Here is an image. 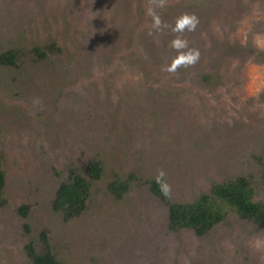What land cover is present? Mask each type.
<instances>
[{"label": "rangeland", "instance_id": "374dc122", "mask_svg": "<svg viewBox=\"0 0 264 264\" xmlns=\"http://www.w3.org/2000/svg\"><path fill=\"white\" fill-rule=\"evenodd\" d=\"M9 52L0 264H33L43 234L58 264H264L218 191L243 180L262 214L264 0H0ZM184 206L222 218L199 235L171 222Z\"/></svg>", "mask_w": 264, "mask_h": 264}, {"label": "trees", "instance_id": "16d2710c", "mask_svg": "<svg viewBox=\"0 0 264 264\" xmlns=\"http://www.w3.org/2000/svg\"><path fill=\"white\" fill-rule=\"evenodd\" d=\"M14 55L12 52L9 53H2L0 54V60L4 64H13L14 62ZM91 173L95 179H99V169L97 168V165L91 166ZM237 184H224L223 187H221L218 191H220L221 199H220V206H223L224 204H228L230 206H236L239 207V211L241 213V217L245 220H258V225L261 229H264V209L261 210L260 213L257 214L256 209L252 206V203L245 200L242 196V191L245 186L244 181H236ZM2 184V178L0 175V189ZM84 188L83 184L80 181H75L71 183H67L66 185L62 186L60 188V197L64 200H67L69 198H72L73 196L77 198V193L79 189ZM157 193L162 194L164 197H166L165 193L163 192L162 188L159 186H156ZM83 191L81 190L80 193ZM76 199H72L74 201ZM207 201H202L201 207L203 206V203ZM220 206H214V207H205L210 212L213 213V216L209 215L203 208L198 210L197 207H195L194 212L188 207H181V208H175L170 209V220L171 222L176 225L177 227H190L195 228L197 233L199 235H202L206 229L211 228L213 225H217L222 215H218V211L220 210ZM76 210V209H75ZM74 210V211H75ZM218 216H221L218 218ZM42 250L36 251L34 248V243L28 244V253H30L31 258L33 260V264H58L54 261L53 255L51 252L50 244L48 241V238L45 234L42 235Z\"/></svg>", "mask_w": 264, "mask_h": 264}, {"label": "flooded vegetation", "instance_id": "af4514ba", "mask_svg": "<svg viewBox=\"0 0 264 264\" xmlns=\"http://www.w3.org/2000/svg\"><path fill=\"white\" fill-rule=\"evenodd\" d=\"M258 53H259V52H257V55H258ZM260 54H261V53H259V55H260Z\"/></svg>", "mask_w": 264, "mask_h": 264}]
</instances>
